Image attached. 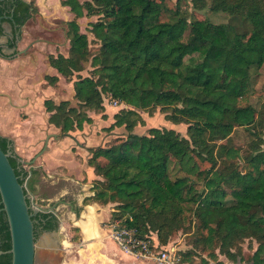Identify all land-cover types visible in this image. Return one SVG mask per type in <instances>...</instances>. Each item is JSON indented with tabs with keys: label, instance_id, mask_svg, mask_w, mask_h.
Segmentation results:
<instances>
[{
	"label": "trees",
	"instance_id": "16d2710c",
	"mask_svg": "<svg viewBox=\"0 0 264 264\" xmlns=\"http://www.w3.org/2000/svg\"><path fill=\"white\" fill-rule=\"evenodd\" d=\"M182 1L193 11L209 8L240 17L250 28L195 19ZM167 2L90 0L81 5L67 0L77 17L83 10L97 17L90 28L93 40L71 25L69 57L52 58L50 65L73 82V98L58 104L46 100L45 109L49 123L69 135L94 123L89 113L107 119L106 96L125 105L104 144L89 150L87 164L99 179L87 201L114 205L111 221L124 219L137 237L162 248L186 232L190 249L176 250L179 264H198L195 258L199 264H224L221 255L237 262L247 240L264 245V102L258 108L250 102L253 73L264 67V0H177L174 7ZM31 8L24 0H0L3 20L19 28L32 17ZM91 45L97 46L95 53ZM47 80L54 86L59 78ZM157 111L169 124L187 125V136L167 127L136 133L141 112L153 116ZM237 128L251 140L226 144ZM10 145L0 136L4 152ZM10 163L20 184H27L30 171L15 153ZM172 163L183 175L168 185ZM33 221L36 239L60 225L52 213H38ZM0 244V264H12L4 212Z\"/></svg>",
	"mask_w": 264,
	"mask_h": 264
},
{
	"label": "crops",
	"instance_id": "0c3cea01",
	"mask_svg": "<svg viewBox=\"0 0 264 264\" xmlns=\"http://www.w3.org/2000/svg\"><path fill=\"white\" fill-rule=\"evenodd\" d=\"M36 2L40 4L41 0ZM10 32L11 29L4 26L0 51L5 50ZM21 46L24 47L23 44ZM29 48L35 50L31 45ZM44 69V60L38 54L33 55V58L28 55L15 60L0 56V136L12 140L15 153L30 171L33 184L38 182L40 187L47 184L56 187V191L50 195L38 194L41 202L45 206L55 205L59 212L60 208L65 207L72 217L74 227L79 229L73 237L72 233L64 232L66 228L62 223L60 232L42 234L38 240L35 264H105L97 252L89 250V245L96 243L101 245L99 253L106 258L107 264H145L146 261L124 255L112 240L111 232L100 228V217L104 221L111 219L114 205L100 206L93 203L92 207L83 206L84 200L88 198L85 189L93 188V182L99 179L94 169L87 164L91 157L89 150L94 147L92 143L96 138L105 142V137L87 136L86 129L78 136H74V133L66 136L49 124L51 114L46 112L44 103L53 97L44 98L45 92L54 91L65 78L51 68L47 75L59 78L53 86L42 72ZM65 100L53 99L56 104ZM92 118L94 123L88 128L100 126L102 121ZM82 138L86 140L85 144L76 146L75 140ZM34 159V164L29 165ZM89 193L94 195L92 189ZM82 208L85 211L81 223L92 225L90 232H94L93 236L87 237L77 224L79 219L74 218V211Z\"/></svg>",
	"mask_w": 264,
	"mask_h": 264
},
{
	"label": "rangeland",
	"instance_id": "374dc122",
	"mask_svg": "<svg viewBox=\"0 0 264 264\" xmlns=\"http://www.w3.org/2000/svg\"><path fill=\"white\" fill-rule=\"evenodd\" d=\"M46 1H48V0H41V3H40L41 6H43L42 4L46 3ZM189 1L190 0H188V2ZM176 3H177V0H168V2H167V4L171 7H174L176 5ZM182 5H183V8L185 10H189V13L193 14V18H195V19L209 20L211 23L216 24V25L238 23L239 29L241 31H243V30L245 31L248 28H250L249 24L244 23L245 21H243V19H241L240 17H232V16L225 14V13H222V12H213L209 8L205 9L203 11H193L191 8V5L186 4L184 1H182ZM46 16L50 20V22H52V25L50 23H46V21H45L46 19H44L43 17H40V16L39 17L36 16L33 19V21L29 25H27V28L25 29V38H26L27 43H29L31 40H34L36 38L41 37V38H44L46 41L52 42V45L49 48H50L51 52H54L55 56H56V54L68 55L69 47L67 45L68 41L66 40V37H65V31H67V29H66L65 23L63 21H61L62 19H59L62 17H64L66 19V17L65 16L61 17L55 11L53 13H46ZM96 20H97V17H94V18H90V19H84L80 22L81 31L83 33L88 34L87 36H88L90 41L93 40V37L90 34V24L93 22H96ZM4 26H5V28L9 27L7 24H5ZM188 35H189V31L186 33V36H188ZM23 36H24V34L22 35V37ZM91 50H92V52L95 53L97 51V46L91 45ZM88 70H90V69L88 68ZM83 75L84 76L89 75L87 70L83 73ZM253 75H254V83H255L254 88L255 89H254L253 95L251 96L250 102L258 108L264 102V67L258 73L254 72ZM50 92L51 93L45 92L44 98L53 97L52 99H54L55 101H60L63 99L64 100L65 99L72 100V96L74 94V90L72 91V82H68L65 79H62L61 84L59 86L55 87L54 91H50ZM104 104H105V108H106L105 115L107 116V119H103L102 114H97V113L94 114L95 112L90 113L92 115V117H94V118L96 117V119H98L100 122L102 121V123H100V126H97L96 128L86 127L85 135L90 136V137H93V135H94V136L104 138L105 135L110 134L109 133L110 130H107V129L114 123V116L117 113H119L120 110L127 108V107H125V105H118V107H116L114 100L110 99L107 96L104 99ZM108 118L110 120H108ZM139 120H140L141 124H140V126H138L136 133H138L140 135L146 134L148 129H150V128L167 127V128L175 129L177 132H179L184 137L187 136V128H188L187 125L181 124V125L174 126L172 124H169L165 120V115L159 111H157L153 116H150L146 112H141V118H139ZM82 132H84V131H76V132H74V134H75L74 136H78ZM115 132L118 135L125 134V131H123V130H116ZM76 138H79V137H76ZM96 139L97 140L94 143H92V145L94 146L93 148L100 146L101 144H104L103 139H101L100 141L98 140V138H96ZM250 140H251V137L246 133V131L243 128H237L234 131V133L232 134V136L227 141H225V143L228 145L238 146V145L246 144ZM75 141H76L75 142L76 146H79L80 144H85V142H86V140L84 138L76 139ZM182 175L183 174L178 170L177 165L175 163H172L170 165V172H169V177H168V182H167L168 185H170L174 181L175 178H177L178 176H182ZM202 175L205 176L206 173H203ZM35 184L32 183V179H28L27 190L29 192L30 197L33 198L34 203L39 207H52L53 204H49V206H45L44 205L45 203L41 202L40 196H38V194L45 193L47 195H50L52 192L56 191V187L52 186L50 184L42 185L40 187V184H38V182L36 185ZM93 185H94V182H93ZM90 189H92V187L85 189L84 193L88 196V198H86L87 204L83 203V206L92 207L91 205H93V203L91 201H87L89 198H91L95 195V193H94V195L89 193ZM37 197H38V199H36ZM113 209L115 210V208H113ZM56 210H57V207H56ZM114 210H113V212H114ZM78 211H76V212L74 211V214H75L74 218L75 219L76 218L80 219V217L82 216V213L85 211V208H82ZM57 214H58L60 220L62 221L61 222L59 220L60 225H62V223H64V225H65L66 229L64 232L72 233L73 237L76 234H78L76 232H79V229H76L74 227L73 222L71 220L72 217L69 216V212L65 207L60 208V212L57 210ZM93 214L96 218V213L94 212ZM111 217H112V214H111ZM100 220H101L99 222L100 228L108 230L110 232V223L114 222L115 220L111 221V219H109L108 221H104V219L101 217H100ZM120 220L124 221V219H120ZM77 224L79 226H81L80 223H77ZM90 227H92V225H90ZM83 232L87 237H89V234H86L85 231H83ZM76 237H78V236H76ZM188 240H189V238H188V234L186 232H179L172 238V240H171L172 244L170 246L175 248L180 253H182V252H185V251L190 249L189 244H188ZM96 244H98V243H96ZM257 247H258V244L255 241L247 240L242 245L243 255L247 253V250L253 251ZM89 250H90V248H89ZM101 257L106 261L105 257H103V256H101ZM135 259L146 261L145 264H160V263L152 262L150 260H146L143 258H135ZM219 259L224 264H242L241 261L244 260V259H242V260L239 259L240 261L238 260L237 262H232V261L228 260L225 256H222V255L219 256ZM195 261L198 264L200 263L199 258H195ZM177 264H179V261Z\"/></svg>",
	"mask_w": 264,
	"mask_h": 264
},
{
	"label": "water",
	"instance_id": "95a60500",
	"mask_svg": "<svg viewBox=\"0 0 264 264\" xmlns=\"http://www.w3.org/2000/svg\"><path fill=\"white\" fill-rule=\"evenodd\" d=\"M2 21L3 17L0 14V32ZM12 156V151L4 152L0 148L1 205L3 206L2 211L7 217L11 236V250L8 253L12 256V264H35L38 239L35 237L33 216L38 213H52L58 220L59 216L56 206L39 207L34 201L31 202V205L29 204L30 197L26 194L27 184H20L19 178L10 163ZM20 161L24 164L22 159ZM35 161L36 159L29 165L34 164ZM60 229L61 225L57 231L50 233H58Z\"/></svg>",
	"mask_w": 264,
	"mask_h": 264
},
{
	"label": "flooded vegetation",
	"instance_id": "af4514ba",
	"mask_svg": "<svg viewBox=\"0 0 264 264\" xmlns=\"http://www.w3.org/2000/svg\"><path fill=\"white\" fill-rule=\"evenodd\" d=\"M10 1L12 3H14V0H10ZM24 1H26V0H24ZM66 1L67 0H52V1L48 0V1H46V3L42 4L43 6H41V4H38L36 2V0L26 1L32 7L31 8L32 9V13H31L32 17L24 25H22L20 28L18 27L17 24H15L14 22H11L10 20H5V21L3 20L2 21V29H4V25L7 24L9 26V28L11 29V32H10V39L8 40V43L5 45V50L3 49L0 51L1 52L0 56L3 57L4 59L15 60L17 58H23V57H26L28 55H31L33 58V55L35 56V54H38L44 60L45 69L42 72L44 73V75L50 74V71L52 68L50 65V62H51L52 58L58 59L60 56H63L65 58L69 57V54L71 51V42H72L71 25L73 23H76L78 25V28H79V33L87 36L88 34L83 33L81 31L80 22L84 19L94 18V17H89L86 10H83L84 14L82 17H77V15L72 10L71 6L66 4ZM78 1L81 5H84L86 2H90V0H78ZM54 11L57 12L58 15H60L61 17L62 16L66 17V19L64 17L59 18V19H62L61 21H63L65 23V26L67 29V31H65V37H66V40L68 41V43H67V45L69 47L68 55L56 54V56H55L54 52H51L50 48H49V47H51L52 42L46 41L44 38H41V37L36 38L34 40H31L29 43H27L26 38H25V29L27 28V25H29L36 16L43 17L44 19H46L45 20L46 23H50L52 25V22H50V20L47 18L46 13H53ZM13 12L14 11H12V13ZM6 13H8V11H6ZM4 17L9 18L8 15H5ZM10 18H12V17H10ZM91 24H90V28H91ZM15 31H16V33H15ZM23 34H24V36L22 37ZM12 42H14V44H15V47H13V48L10 45ZM21 44H23L24 47H22V46L19 47V45H21ZM30 45L32 46V48H35L34 51H31V48H29ZM47 76H49V75H47ZM47 100H53V99L50 98ZM63 135H65V134H63ZM66 136H70V134L66 135ZM10 141H11V145L9 146V150L12 151L13 153H15V150L13 147V142H12V140H10ZM25 168L27 169L26 166H25ZM30 201L31 202L34 201L32 197H30ZM53 206H55V205H53ZM2 212L3 211H0V215ZM82 216H83V213H82ZM82 216L78 220V223L81 224V228L83 230L84 224L81 223ZM93 234H94V232H90L89 236H93ZM40 236L38 237V240H39ZM90 250H91V252H94V251L97 252L98 256L101 259H103L99 253L100 245H96L94 247L92 246L90 248ZM2 255H3V252H1V250H0V256H2ZM243 259L244 260L241 261L242 264H264V245L257 247L253 251L247 250V253L243 255ZM104 262H105V264H107V261L104 260Z\"/></svg>",
	"mask_w": 264,
	"mask_h": 264
},
{
	"label": "built area",
	"instance_id": "2783aa9c",
	"mask_svg": "<svg viewBox=\"0 0 264 264\" xmlns=\"http://www.w3.org/2000/svg\"><path fill=\"white\" fill-rule=\"evenodd\" d=\"M116 107L119 102L114 101ZM111 238L120 251L133 258H143L160 264H177L179 257L176 249L169 246L162 248L158 243L136 236V230L125 225V222L116 219L110 223Z\"/></svg>",
	"mask_w": 264,
	"mask_h": 264
},
{
	"label": "bare ground",
	"instance_id": "6f19581e",
	"mask_svg": "<svg viewBox=\"0 0 264 264\" xmlns=\"http://www.w3.org/2000/svg\"><path fill=\"white\" fill-rule=\"evenodd\" d=\"M83 229L86 232V234H87V232H90V226L88 224L87 225H84ZM96 245H100V244H92L89 247L91 248L92 246L94 247Z\"/></svg>",
	"mask_w": 264,
	"mask_h": 264
}]
</instances>
